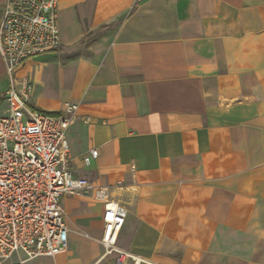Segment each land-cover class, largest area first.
<instances>
[{
  "label": "crops",
  "instance_id": "crops-1",
  "mask_svg": "<svg viewBox=\"0 0 264 264\" xmlns=\"http://www.w3.org/2000/svg\"><path fill=\"white\" fill-rule=\"evenodd\" d=\"M57 1L60 47L17 75L77 104L72 173L127 215L105 253L102 205L66 194L65 250L25 264H264V0ZM8 85L0 56V116Z\"/></svg>",
  "mask_w": 264,
  "mask_h": 264
},
{
  "label": "built area",
  "instance_id": "built-area-1",
  "mask_svg": "<svg viewBox=\"0 0 264 264\" xmlns=\"http://www.w3.org/2000/svg\"><path fill=\"white\" fill-rule=\"evenodd\" d=\"M57 13V0H5L1 6L0 56L9 85L1 94L7 109L0 116V264H25L65 250L68 228L61 198L66 194L90 193L102 205L105 253L117 251L127 215L107 186L72 173L66 129L77 120V104L57 114L27 104L32 84L17 73L27 59L60 47ZM97 154L91 149L83 163ZM125 258L118 251L116 264Z\"/></svg>",
  "mask_w": 264,
  "mask_h": 264
},
{
  "label": "rangeland",
  "instance_id": "rangeland-1",
  "mask_svg": "<svg viewBox=\"0 0 264 264\" xmlns=\"http://www.w3.org/2000/svg\"><path fill=\"white\" fill-rule=\"evenodd\" d=\"M87 53V49L86 48H84V47H82V48H77L76 50H74L73 52H72V54L73 55H77V54H86ZM71 196H75V197H87V196H91V194L90 193H87V194H83V195H71ZM97 219L96 218H93L92 219V222H94L95 223V221H96ZM99 222V221H98ZM93 223V224H94ZM96 229L95 228H92L91 230H89V233H90V235L91 236H95L96 235Z\"/></svg>",
  "mask_w": 264,
  "mask_h": 264
},
{
  "label": "trees",
  "instance_id": "trees-1",
  "mask_svg": "<svg viewBox=\"0 0 264 264\" xmlns=\"http://www.w3.org/2000/svg\"><path fill=\"white\" fill-rule=\"evenodd\" d=\"M42 113H46V114H56L57 112H48V111H44V110H40V109H36Z\"/></svg>",
  "mask_w": 264,
  "mask_h": 264
}]
</instances>
